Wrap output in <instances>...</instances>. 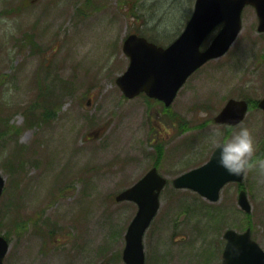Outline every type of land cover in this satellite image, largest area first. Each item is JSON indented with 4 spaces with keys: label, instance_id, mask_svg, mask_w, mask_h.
I'll return each instance as SVG.
<instances>
[{
    "label": "rangeland",
    "instance_id": "obj_1",
    "mask_svg": "<svg viewBox=\"0 0 264 264\" xmlns=\"http://www.w3.org/2000/svg\"><path fill=\"white\" fill-rule=\"evenodd\" d=\"M194 4L0 0V235L10 242L4 264H125L137 206L115 196L154 166L170 183L145 237L146 264H221L227 229L251 227L264 249V170H247L249 215L235 184L218 203L171 184L209 160L213 129L217 140L231 136L234 129L213 121L229 99L264 97V35L255 15L248 12L230 52L196 72L170 109L143 96L126 99L116 84L128 67L124 38L137 33L167 46ZM45 89L50 100L39 116L25 113ZM242 124L252 131L255 156L264 157L263 112L251 111Z\"/></svg>",
    "mask_w": 264,
    "mask_h": 264
},
{
    "label": "water",
    "instance_id": "obj_2",
    "mask_svg": "<svg viewBox=\"0 0 264 264\" xmlns=\"http://www.w3.org/2000/svg\"><path fill=\"white\" fill-rule=\"evenodd\" d=\"M247 4L257 9L259 31H264V0H197L185 31L169 47L164 48L144 37L130 35L123 44L129 66L116 80L123 94L127 98H134L146 93L165 106H171L190 75L209 60L219 58L229 50L241 31V14ZM220 23H224L222 30L211 45L201 51L203 41ZM260 107L264 109V100ZM247 111L246 101L231 99L214 121L234 126L244 120ZM216 152L217 149L202 166L177 177L173 181L175 188L190 189L211 202H217L228 183L243 182L245 173L235 175L227 172L216 162ZM166 184L167 180L154 167L135 185L116 197L118 202L130 201L138 206L125 235V264H145L144 236L160 209V195ZM4 186L5 179L0 175V197ZM238 203L244 211L251 212V204L244 190L239 194ZM224 237L227 244L222 264H264V250L252 239L250 229L244 233L231 229ZM8 250L9 243L0 236V264H3Z\"/></svg>",
    "mask_w": 264,
    "mask_h": 264
},
{
    "label": "clouds",
    "instance_id": "obj_3",
    "mask_svg": "<svg viewBox=\"0 0 264 264\" xmlns=\"http://www.w3.org/2000/svg\"><path fill=\"white\" fill-rule=\"evenodd\" d=\"M219 134V129H213L212 138L217 148L215 159L227 172L241 175L254 166L264 170V157L255 156L256 143L250 128L237 124L231 136L223 140L216 139Z\"/></svg>",
    "mask_w": 264,
    "mask_h": 264
},
{
    "label": "trees",
    "instance_id": "obj_4",
    "mask_svg": "<svg viewBox=\"0 0 264 264\" xmlns=\"http://www.w3.org/2000/svg\"><path fill=\"white\" fill-rule=\"evenodd\" d=\"M41 84V83H40ZM43 86V85H42ZM46 88H48V87H46ZM49 93V89H45L44 90V92H41V93H39V95H38V101H34V102H30L29 104H28V106H26L25 107V113H27V114H30L32 117H34V118H36L37 116H39L37 113H36V110H42L43 109V107H41V104L44 102V101H49L50 100V98H44L43 96H50V94H48ZM47 96V97H48ZM40 101H41V103H40ZM38 107H40V108H38ZM48 108H46L45 109V114H44V117H46V118H49V116H48ZM41 116H43V114L41 115ZM13 131V130H12ZM12 133H14V134H17V132L16 131H14V132H12ZM21 150L23 151V149H21V148H17L15 151V153L13 152V155L15 156V157H18V162H17V165L20 167V168H22L25 164H26V162H25V158H22V159H20L19 157H20V152H21ZM26 151V150H25ZM159 156H161V153H159ZM7 162H5V166L6 167H10V168H12V170H15V165L16 164H14V162L13 161H8V163L9 164H6Z\"/></svg>",
    "mask_w": 264,
    "mask_h": 264
},
{
    "label": "flooded vegetation",
    "instance_id": "obj_5",
    "mask_svg": "<svg viewBox=\"0 0 264 264\" xmlns=\"http://www.w3.org/2000/svg\"><path fill=\"white\" fill-rule=\"evenodd\" d=\"M252 12V14L253 15H255V19L257 20V22H258V24H259V19H258V15H257V13H256V10H255V8L254 7H252V6H247L245 9H244V12H243V25H244V17H246L247 15H248V12ZM257 24V25H258ZM258 27V26H257ZM222 28V25H220V26H218L217 28H216V30H215V32L212 34V35H217V33L220 31V29ZM243 30V29H242ZM248 102L251 104V101L250 100H248ZM254 103V102H253ZM259 101H256L254 104H253V111L254 110H257V109H259V110H261L262 112H263V114H264V111L259 107Z\"/></svg>",
    "mask_w": 264,
    "mask_h": 264
}]
</instances>
